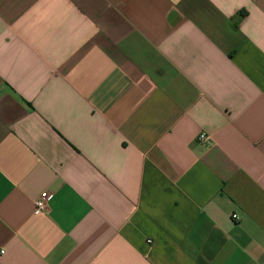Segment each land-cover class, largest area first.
I'll list each match as a JSON object with an SVG mask.
<instances>
[{
    "label": "crops",
    "instance_id": "0c3cea01",
    "mask_svg": "<svg viewBox=\"0 0 264 264\" xmlns=\"http://www.w3.org/2000/svg\"><path fill=\"white\" fill-rule=\"evenodd\" d=\"M1 250L264 264V0H0Z\"/></svg>",
    "mask_w": 264,
    "mask_h": 264
},
{
    "label": "built area",
    "instance_id": "2783aa9c",
    "mask_svg": "<svg viewBox=\"0 0 264 264\" xmlns=\"http://www.w3.org/2000/svg\"><path fill=\"white\" fill-rule=\"evenodd\" d=\"M199 141L203 144H206L210 141V136L206 133H201L199 136ZM52 199V196L48 193L45 192L41 195V197L36 200L35 202V213L36 214H44L48 213L50 209V200ZM234 220H239L238 215L233 216ZM4 250L0 251V254H4Z\"/></svg>",
    "mask_w": 264,
    "mask_h": 264
}]
</instances>
